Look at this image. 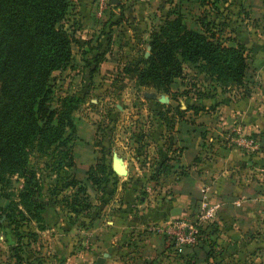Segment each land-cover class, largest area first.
<instances>
[{
	"label": "crops",
	"instance_id": "crops-1",
	"mask_svg": "<svg viewBox=\"0 0 264 264\" xmlns=\"http://www.w3.org/2000/svg\"><path fill=\"white\" fill-rule=\"evenodd\" d=\"M87 1H76L79 21L72 23L75 41L71 64L56 73H66L75 64L84 67L85 61L94 76L103 69L118 70L115 61L119 58H125L126 65L148 56L149 35L159 25L138 27L132 21L119 20L118 8L109 11L107 19L106 15L99 19L95 3L91 6L92 0ZM244 8L248 31L243 30L244 36H232L226 44L239 43L246 48L245 88L223 93L195 66H185L183 77L171 86L174 97H169V105L165 106L170 110L167 117L173 118L172 149L178 150L176 155L168 156L170 173L145 184L146 196L139 197L138 192L127 189L125 201L110 204L109 208L116 211L103 207L100 215L89 217L87 228L76 232L78 239H83L81 245L86 246L87 263L91 260L95 264L104 254L108 256L105 264H118L120 257L129 264H161L164 257L170 260L175 256L170 247L175 233L173 221L184 214L194 218L204 202H218L221 210L203 226L200 249L194 251L197 257L202 255V262L214 248L221 257L222 253L239 259L238 251L253 247L251 239L256 232L264 236V0H245ZM183 22L189 30H200V26ZM248 49L253 51L252 70L257 82L253 75L252 80L248 76ZM96 57L102 61L94 68L92 61ZM183 91L186 93L180 97ZM157 118L165 133V126ZM84 129L79 126L77 136L91 144L93 133L87 138L82 134ZM235 129L258 138V151L249 153L236 147L230 140ZM92 155L84 174L95 164L93 148ZM127 166L125 162L129 176ZM134 166L135 173L140 174L136 163ZM176 210L184 213L174 216Z\"/></svg>",
	"mask_w": 264,
	"mask_h": 264
},
{
	"label": "trees",
	"instance_id": "trees-1",
	"mask_svg": "<svg viewBox=\"0 0 264 264\" xmlns=\"http://www.w3.org/2000/svg\"><path fill=\"white\" fill-rule=\"evenodd\" d=\"M185 1L177 0V3ZM200 1L210 7L227 3L226 0ZM70 10L69 0H0V189L10 186L15 178L16 182L21 181L15 200L0 210V217L5 216L16 229L19 223L22 227H29L34 221L38 223L45 211V204L34 199L39 179L30 159L51 156L56 174L75 166L68 147L72 138L67 132L74 136L72 114L83 101L75 95L55 97L50 86L54 73L64 71L71 64L73 26L64 25ZM172 17L151 31L148 56L126 64L122 69L125 76H131L138 88L173 98L171 86L183 77L188 64L195 66L223 93L245 88L248 56L244 45H227L230 39L222 36L223 29L214 22L202 20L200 30L192 31L185 26L181 14ZM101 61V57L94 58V68ZM242 93L247 95L246 91ZM162 109L158 117L165 133L161 136L169 143L167 151L176 155L178 150L172 149L170 136L173 118L167 117L169 109L165 106ZM102 159L103 153L85 173L87 181L97 189L107 184V181L102 184L107 171L116 179ZM158 169L160 175H168L171 167L165 160ZM64 181L60 190L74 191L72 196L62 198L64 208L71 213L88 212L92 206L85 186L74 178ZM3 198L8 200L10 196ZM45 229L42 223L37 230ZM200 239L201 236L198 243Z\"/></svg>",
	"mask_w": 264,
	"mask_h": 264
},
{
	"label": "rangeland",
	"instance_id": "rangeland-1",
	"mask_svg": "<svg viewBox=\"0 0 264 264\" xmlns=\"http://www.w3.org/2000/svg\"><path fill=\"white\" fill-rule=\"evenodd\" d=\"M69 1L71 10L65 26L79 21L77 0ZM226 2L210 7L203 6L200 0H187L181 4L177 3V0H119L118 5L112 6L109 11L118 8L119 20L127 23L132 21L133 25L137 24L138 27L146 24L153 28L161 25L167 17L173 18L172 14L179 13L189 26L193 24L200 26V21L205 20L219 25L227 39L231 40L232 36L238 35L240 37L241 34L244 36L246 32L243 30L248 31L249 28L245 23L247 20L245 0ZM94 3L95 0L94 2L92 0L91 6ZM108 14L110 13L107 12L106 19ZM251 52L253 51L250 49L249 54ZM253 59L251 53L248 59V76L253 75L256 78L255 82L259 79L252 70ZM82 64L84 67L80 68L75 64L73 69L66 73H54L50 80L55 97L68 94L75 95L83 101L80 108L72 114L76 128L74 136L67 132L72 138L68 147L73 154L75 166L71 170L65 169L56 174L55 162L51 156L43 158L34 156L30 159V166L36 171L39 179L38 193L34 199L45 204V211L38 223L34 221L29 227H22L19 223V229L11 225L5 216L0 217V264H93L91 260L87 263L86 246L81 245L83 239H78L79 235H76V232L87 228L89 217L100 215L101 208L116 211L117 209L109 208L110 204L114 200L125 201L127 189L138 192L139 197L146 196L145 184L155 181L160 176L158 165L165 159L171 160L168 156L173 152L167 151L169 143L161 136L164 134V128L160 126L157 118L158 114L164 111L162 106L169 105V96L138 88L131 76L122 73L125 58L115 61V68L118 70L103 69L94 76L90 74V68L85 61H82ZM249 79L252 80V76ZM182 93L180 97L186 92ZM257 93L259 94V91ZM79 126L85 128L82 134L87 138L93 133V145L88 139L79 140L77 136ZM92 148L95 162L103 153L102 162L110 172H113L112 160L119 159L124 164L127 163L129 176L121 177L114 174L115 179L111 174L109 176L107 171L102 177V184L107 181L105 187L98 189L93 187L84 174L86 163L93 157ZM134 163L138 166L140 174L135 173ZM65 178H74L85 186L92 204L88 212L71 213L64 208L62 198H68L74 193L70 189L60 190ZM16 180L13 179L10 186L0 189V210L8 208L21 189V181ZM6 195L10 196V199L3 198ZM179 217L193 221L188 214ZM42 223L47 229L45 232L37 230ZM203 228L201 225L198 226L200 242L205 234ZM29 234H35L36 237H30ZM251 240L253 247L238 251L239 259L227 258L222 253L221 257L219 251L214 248L211 249L207 260L202 262V255L199 253L197 257L194 253L200 249L199 242L194 247L183 248L181 253L174 254L170 260L169 257H164L161 264H264V236L256 232ZM118 264H129V261L120 257Z\"/></svg>",
	"mask_w": 264,
	"mask_h": 264
},
{
	"label": "built area",
	"instance_id": "built-area-1",
	"mask_svg": "<svg viewBox=\"0 0 264 264\" xmlns=\"http://www.w3.org/2000/svg\"><path fill=\"white\" fill-rule=\"evenodd\" d=\"M112 6L108 0H95L96 17L103 18ZM232 143L249 153H255L259 149V140L251 134L243 133L240 129L232 131ZM264 203V198H263ZM221 210V204L218 202H204L201 210L197 213L193 221L184 220L181 217H176L172 226L175 233L172 239L173 255L181 253L185 247H194L198 244V226L210 223L215 218L216 214ZM183 216V215H182Z\"/></svg>",
	"mask_w": 264,
	"mask_h": 264
},
{
	"label": "water",
	"instance_id": "water-1",
	"mask_svg": "<svg viewBox=\"0 0 264 264\" xmlns=\"http://www.w3.org/2000/svg\"><path fill=\"white\" fill-rule=\"evenodd\" d=\"M108 1H109V4L111 6H117L119 3V0H108ZM262 94L264 96V91L262 92ZM112 171L117 176H121V177L127 176V171L125 170L123 161L116 159V158H114L112 160ZM182 213H184V212H181L180 210H176V212L173 213V215L179 216ZM106 258H108V256H107V254H104L102 257H100L96 260L95 264H104Z\"/></svg>",
	"mask_w": 264,
	"mask_h": 264
}]
</instances>
